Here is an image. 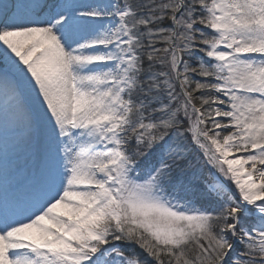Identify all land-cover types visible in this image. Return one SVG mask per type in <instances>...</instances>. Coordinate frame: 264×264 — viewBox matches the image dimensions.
<instances>
[{
	"label": "snow or ice",
	"instance_id": "obj_1",
	"mask_svg": "<svg viewBox=\"0 0 264 264\" xmlns=\"http://www.w3.org/2000/svg\"><path fill=\"white\" fill-rule=\"evenodd\" d=\"M0 57L31 150L0 264H264V0H0Z\"/></svg>",
	"mask_w": 264,
	"mask_h": 264
},
{
	"label": "rangeland",
	"instance_id": "obj_2",
	"mask_svg": "<svg viewBox=\"0 0 264 264\" xmlns=\"http://www.w3.org/2000/svg\"><path fill=\"white\" fill-rule=\"evenodd\" d=\"M86 2L95 3V0H86ZM113 2H119V3L122 4V2H120V0H107V1L106 0H99V4H102V5L113 3ZM105 23H107V22H105ZM4 66H5L4 60H3L2 57H0V70H2L1 68H4ZM1 108H2V106H1ZM12 115H13V110H12V108L10 106L7 107L6 109L3 108V109L0 110V147L3 148L4 151H6L9 148L8 137L13 139L12 142L14 144L20 145V143H18V141L15 139V135L16 134H15L14 129L11 128L10 126H8V127L5 126V121L6 120H11ZM197 149L202 153V151L198 147H197ZM202 155H203V153H202ZM237 155H239V153H237ZM230 158H232V157H230ZM205 163H206V165L208 167V171H207L208 173L207 174H209V176H207V177H208L209 180H213L217 176H219V174L216 173L213 168H211V166L207 163L206 160H205ZM16 165H18V163H16ZM16 165H14L12 163H3V164L0 165V194L2 193V195H3V190L4 191L6 190V193H5L6 196H3L2 200L0 201V211H3L2 208H4V210H5V208L7 207V204L10 203L9 199L11 198L12 195H14L15 198H18L19 200L23 199L19 195V192L15 191V189L14 190L11 189L10 184L13 181L5 179L3 177V175H2L4 170H5V168H9V166H12V168L14 167V169H16ZM246 167H247V165H246ZM16 170H17V172L19 174H21L20 173V168H17ZM219 179L221 181H223L224 184L227 185V188H229L232 191L236 192V195L238 196V191L235 189V185L232 184V182L230 180H227V179H225L222 176H220ZM14 196L12 197V200H13ZM125 251L127 252L128 249L125 248Z\"/></svg>",
	"mask_w": 264,
	"mask_h": 264
},
{
	"label": "trees",
	"instance_id": "obj_3",
	"mask_svg": "<svg viewBox=\"0 0 264 264\" xmlns=\"http://www.w3.org/2000/svg\"><path fill=\"white\" fill-rule=\"evenodd\" d=\"M120 2H125V0H121ZM128 2L134 3V4H144V5H151L153 4V2L155 3H161V2H166V0H128ZM156 47H163L162 44L157 43ZM202 55V54H200ZM193 66H195V61H192ZM156 70L160 71L163 70L159 65H156ZM193 79H201L200 77H193ZM192 87H195V85L193 84ZM177 91H179V88L177 87ZM199 93H194V96H198ZM158 99H160L163 102H167L168 101V97H167V91L165 90L159 97ZM182 99V98H181ZM195 103L197 104V106H199V100H195ZM176 102H173V106H175ZM157 107H159V105H156ZM155 115V113H154ZM181 118H183V112H181ZM184 126H187V121L184 122ZM211 125H209L210 127ZM203 127V126H202ZM219 131V130H217ZM185 143L188 145V150H189V155L192 158L194 164L196 165V171L199 173L200 177L202 178L200 181H198L197 183L199 184V188L197 187H193L190 188L188 193L186 195H182L181 200L182 202L188 201L191 202V206H194L196 208H201L202 206H205L204 204V198L201 194V189H203L204 184L203 181L207 180V167L204 163V159L201 155V153L196 149L195 145L193 143H191V133L186 132L185 133ZM141 257H143L145 254L143 252H140Z\"/></svg>",
	"mask_w": 264,
	"mask_h": 264
},
{
	"label": "bare ground",
	"instance_id": "obj_4",
	"mask_svg": "<svg viewBox=\"0 0 264 264\" xmlns=\"http://www.w3.org/2000/svg\"><path fill=\"white\" fill-rule=\"evenodd\" d=\"M95 3H99V0H95ZM9 55H11V53H9ZM12 58L14 60L16 59L14 56ZM1 109H3V106L2 108L0 106V110ZM12 141L13 139L8 137L9 148L6 150L5 153L1 152L0 147V165L3 163H12L16 165V163H18V165H16V169L18 168V166H20V175L24 180V184L21 181V178L17 175V170L14 169V167L12 168V166H9V168H5L2 175L5 179L13 181L11 182V188L17 187L15 188V190H20L22 187L24 189L25 185H28V181L30 179L28 168L31 167V150L26 149L23 143H20V145H16ZM26 161L28 164H26ZM1 200L2 196L0 195V201ZM17 200L19 201L18 198H13V203Z\"/></svg>",
	"mask_w": 264,
	"mask_h": 264
}]
</instances>
